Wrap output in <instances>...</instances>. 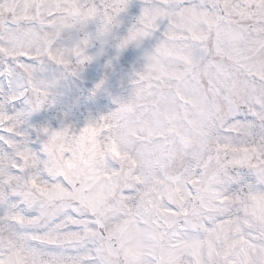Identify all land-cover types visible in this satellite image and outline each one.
Masks as SVG:
<instances>
[{
  "label": "snow or ice",
  "instance_id": "snow-or-ice-1",
  "mask_svg": "<svg viewBox=\"0 0 264 264\" xmlns=\"http://www.w3.org/2000/svg\"><path fill=\"white\" fill-rule=\"evenodd\" d=\"M130 3L0 0V264H264V0H142L132 96L30 123Z\"/></svg>",
  "mask_w": 264,
  "mask_h": 264
},
{
  "label": "rangeland",
  "instance_id": "rangeland-1",
  "mask_svg": "<svg viewBox=\"0 0 264 264\" xmlns=\"http://www.w3.org/2000/svg\"><path fill=\"white\" fill-rule=\"evenodd\" d=\"M141 7L142 0H131L128 10L121 14V24L114 30L112 37L107 41L95 40L93 42L88 49V54L94 56L95 59L84 66L79 76L60 77L50 74V78L58 81L51 89L50 104L32 114L31 124H47L59 129L62 123L66 122L79 130L86 126L89 120L114 111L119 106L114 102L117 97L128 100L132 96L133 70L144 71L148 63L146 48L137 49L133 42L120 50L117 44L126 39L127 30L140 14ZM101 81L103 84L93 95L92 90ZM159 104L161 113L176 107L174 98H160ZM156 115L151 109L144 114L142 119L145 127L154 122ZM91 139L89 136V142Z\"/></svg>",
  "mask_w": 264,
  "mask_h": 264
}]
</instances>
